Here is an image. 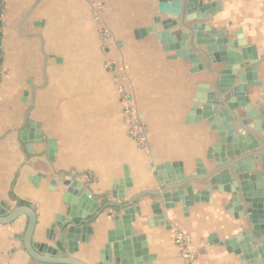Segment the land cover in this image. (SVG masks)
<instances>
[{
  "label": "crops",
  "instance_id": "obj_1",
  "mask_svg": "<svg viewBox=\"0 0 264 264\" xmlns=\"http://www.w3.org/2000/svg\"><path fill=\"white\" fill-rule=\"evenodd\" d=\"M202 1L219 3V10L203 21L211 35L233 39L240 32L256 48L259 61L249 70L257 80L243 88L253 108L257 103L264 106V0ZM166 8L158 0H3L0 210L7 216L19 206L33 209L31 241L46 248L41 255L49 257L48 250L57 249L58 218L85 211L79 204L82 191L70 193L68 204L67 187L58 183L75 179L98 208L88 224L92 229L88 243L79 241L72 255L77 260L98 264L100 252L109 246L107 263L122 264L128 241L136 261L142 252L132 238L144 236L146 256L153 257L148 264H184L183 250L174 241L182 233L194 264H258L209 244L212 235L222 242L246 231L244 220H235L223 209L230 196L210 192L211 203L194 204L187 213L179 203L166 210L154 196L169 183L176 184L172 168L176 162L182 164L184 178H195L189 183L195 191L218 184L208 181L218 169V150L225 144L206 121L185 122L195 86L213 80L206 58L171 59L173 52L161 47L162 33L134 38L156 18L181 21L170 31L175 38L183 34L182 24H199L183 22L179 12L166 13ZM200 49L205 47L188 48L189 53ZM195 66L203 69L191 73ZM124 98L132 100L147 131L146 142L131 137ZM251 140L264 152V141L255 136ZM227 150L233 155L226 151L224 169L215 175L231 174L236 181L264 186L255 162L248 169L234 146ZM153 203L160 204V222L153 221ZM117 204L134 210L133 237L115 233L110 239ZM27 223L21 215L0 224V264H41L25 249ZM240 246L243 253L253 250L245 241Z\"/></svg>",
  "mask_w": 264,
  "mask_h": 264
},
{
  "label": "water",
  "instance_id": "obj_2",
  "mask_svg": "<svg viewBox=\"0 0 264 264\" xmlns=\"http://www.w3.org/2000/svg\"><path fill=\"white\" fill-rule=\"evenodd\" d=\"M160 3L167 6L166 13H180L183 22H198L197 26L192 27L182 24V35L175 38L171 35V29H174L181 21H173L170 18L160 20L156 18L154 25L146 29L136 31L134 38L142 39L151 33H162L161 47L164 52H173L171 59L185 58L191 55V59H196L198 56H204L208 64L207 72L213 76L210 84L198 83L195 86L192 106L185 119L187 124H198L206 121L212 131H217L220 140L224 141L218 150L219 160H217V170L210 175L209 183L215 184L208 189L194 190L190 186L193 179H186L183 176L182 164L176 162L172 164L175 174L174 185L161 189L154 196L160 198L166 210L173 209L176 204L183 206L184 213H187L189 208L197 203H211L209 198L210 192H217L230 196L229 202L224 204L223 209L228 214H233L235 220H244L246 223V231L224 240L218 241L216 236L212 235L209 238L210 245H219L226 248L227 252L238 255L242 261H254V263L264 264V196L259 195L264 191L263 184L256 186L250 181H236L232 179L231 174L221 176L215 175L222 165L226 163V151L231 157L233 152L230 149L235 147V153L243 155L244 165L248 169L254 167V162L259 168V176H264V152H261L260 145L255 140H251L252 136L260 138L264 141V106L259 104L258 108H253L249 102V98L245 95V85L253 83L257 80V76L249 69L256 66L259 58L256 48L248 45L243 39L240 32L236 33L234 38L225 39L224 34L213 33L211 29L203 21L219 10V3L203 2L202 0H158ZM188 33V34H186ZM182 37V38H181ZM171 39V41H170ZM201 48L203 50H195L189 53L188 48ZM209 63L216 66L210 68ZM204 67H207L206 65ZM203 66H195L191 73L199 72ZM248 69V70H246ZM244 90V93H243ZM235 126L231 128L227 125ZM221 126H223L221 128ZM237 132V135H236ZM220 167V168H219ZM216 169V168H215ZM247 169V170H248ZM198 173V171H197ZM258 175V174H257ZM264 181L261 177L259 181ZM127 186H130L128 174L125 177ZM59 184L67 187L65 200L69 194L82 191L81 201L79 204L84 207L83 212L77 214H68L69 218H58L57 226L60 228V238L58 246L54 250H48L50 256L41 255L45 247H36L32 243V234L36 223L35 213L32 208L19 206L13 209L7 216H3L4 212L0 210V224H9L15 221L19 216L25 215L28 218V223L25 227L23 242L29 256L36 262L41 264H86L83 261L72 257L78 250V242L88 243L92 235V229L88 226L92 216L97 213V206L89 197V192L82 190V184L75 179L58 180ZM186 185V186H185ZM174 190L173 194L169 191ZM195 191V192H194ZM71 195V194H70ZM123 198L122 193L118 197ZM74 201V200H73ZM91 205V207H90ZM116 214L113 217L115 230L110 233V239H115V233L133 237L131 222L135 221L134 210L127 204H117ZM246 207V209H245ZM92 209V211L90 210ZM153 213V221L160 222L163 220L160 204L153 203L150 205ZM135 211L139 212L138 209ZM152 223V222H151ZM149 221V224H151ZM248 229V230H247ZM133 242H138L135 248H141L142 257L139 256L136 261L131 257L130 242L124 244L125 260L122 264H148L153 257L146 256V247L144 236L132 238ZM245 241L247 246H253L250 253L241 252V242ZM65 244V247L62 246ZM60 245V246H59ZM117 245L115 248H119ZM59 254L57 257L56 255ZM110 247L105 246L100 252L98 264L110 263ZM117 256V255H116ZM118 259V258H117Z\"/></svg>",
  "mask_w": 264,
  "mask_h": 264
},
{
  "label": "built area",
  "instance_id": "obj_3",
  "mask_svg": "<svg viewBox=\"0 0 264 264\" xmlns=\"http://www.w3.org/2000/svg\"><path fill=\"white\" fill-rule=\"evenodd\" d=\"M3 17V0H0V40H1V28ZM0 73H1V55H0ZM125 113L127 115L128 122L130 124V135L138 143L146 142L147 131L139 118L131 99L124 98ZM177 246L183 250L184 264H194L192 262V256L187 249V242L185 236L182 233H178L174 239Z\"/></svg>",
  "mask_w": 264,
  "mask_h": 264
}]
</instances>
